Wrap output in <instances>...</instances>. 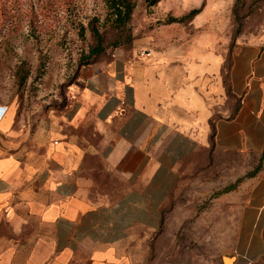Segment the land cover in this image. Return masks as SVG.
<instances>
[{
  "label": "crops",
  "instance_id": "1",
  "mask_svg": "<svg viewBox=\"0 0 264 264\" xmlns=\"http://www.w3.org/2000/svg\"><path fill=\"white\" fill-rule=\"evenodd\" d=\"M196 42L82 65L39 120L0 102V264H133L185 160L264 151V72ZM245 186L264 244V159Z\"/></svg>",
  "mask_w": 264,
  "mask_h": 264
},
{
  "label": "rangeland",
  "instance_id": "2",
  "mask_svg": "<svg viewBox=\"0 0 264 264\" xmlns=\"http://www.w3.org/2000/svg\"><path fill=\"white\" fill-rule=\"evenodd\" d=\"M111 1L0 0V102L25 121L39 120L67 104L81 63L193 40L201 57L213 46L226 60L245 57L249 70L264 72V0H129L131 16L120 28ZM192 9L199 12L168 22ZM99 41L105 50L91 56ZM258 163V155L243 152L185 160L133 264H225L224 256L228 264H264V244L256 236L246 241L241 213L244 176Z\"/></svg>",
  "mask_w": 264,
  "mask_h": 264
},
{
  "label": "trees",
  "instance_id": "3",
  "mask_svg": "<svg viewBox=\"0 0 264 264\" xmlns=\"http://www.w3.org/2000/svg\"><path fill=\"white\" fill-rule=\"evenodd\" d=\"M158 0H154L152 2H156ZM109 8H110V11H109V15L111 17H113V21L117 22L118 26L117 28H120V27H125V25L127 24L128 20L130 19V16H131V12H132V9H133V6L132 4L130 3L129 0H112L110 3H109ZM199 12V9H192L191 11H189V13L185 16H182V17H170L168 19V22H182L185 18L189 17V16H192V15H195L196 13ZM92 32L93 34L95 35L96 39H99L100 40V34L98 32L97 29H92ZM105 49L104 47L101 45V42H97V44L91 49V56H96L98 55L99 53L103 52ZM85 64H88V63H81V65H79L80 67L82 65H85ZM79 67V68H80ZM78 68V69H79ZM78 72V70H77ZM263 159H264V151L259 155V163L258 165L256 166V168L246 174L244 176L245 177H252L254 176L262 167V162H263ZM241 178H239L237 180L240 181ZM234 185H232L233 187ZM159 223H160V220H159ZM262 236H263V239H264V229L262 231Z\"/></svg>",
  "mask_w": 264,
  "mask_h": 264
},
{
  "label": "built area",
  "instance_id": "4",
  "mask_svg": "<svg viewBox=\"0 0 264 264\" xmlns=\"http://www.w3.org/2000/svg\"><path fill=\"white\" fill-rule=\"evenodd\" d=\"M150 54V52L147 50H139L137 51V55L139 56H148Z\"/></svg>",
  "mask_w": 264,
  "mask_h": 264
},
{
  "label": "bare ground",
  "instance_id": "5",
  "mask_svg": "<svg viewBox=\"0 0 264 264\" xmlns=\"http://www.w3.org/2000/svg\"><path fill=\"white\" fill-rule=\"evenodd\" d=\"M231 260H232V259L229 258V257H226V256L223 257V261L226 262L227 264H228V263H231Z\"/></svg>",
  "mask_w": 264,
  "mask_h": 264
},
{
  "label": "water",
  "instance_id": "6",
  "mask_svg": "<svg viewBox=\"0 0 264 264\" xmlns=\"http://www.w3.org/2000/svg\"><path fill=\"white\" fill-rule=\"evenodd\" d=\"M232 261V260H231ZM224 262V261H223ZM225 264H227L226 262H224Z\"/></svg>",
  "mask_w": 264,
  "mask_h": 264
}]
</instances>
